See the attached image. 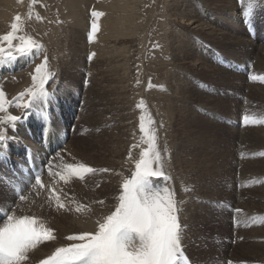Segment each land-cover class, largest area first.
Segmentation results:
<instances>
[{
	"label": "rangeland",
	"instance_id": "374dc122",
	"mask_svg": "<svg viewBox=\"0 0 264 264\" xmlns=\"http://www.w3.org/2000/svg\"><path fill=\"white\" fill-rule=\"evenodd\" d=\"M104 1L111 0H15L7 9L12 16L0 17V35L19 14L21 34L43 45L0 65L7 99L32 85L31 74L45 56L54 73L42 115L33 110L25 117L16 102L6 105L7 114L22 119L14 131L9 124L2 129L15 139L0 159V225L7 212L40 217L54 229L56 240L38 245L29 264L73 243L69 235L94 232L97 221L115 209L123 179L147 147L139 127L144 115L153 121L171 177L155 184L174 192L190 264H264V123L243 119L264 117V81L250 79L264 76V0H254L248 23L243 12L249 0H139L134 34L108 38L101 54L97 35L103 27L92 13L104 14ZM120 28L127 30L124 20ZM64 101L70 112L61 109ZM46 138L51 148L60 141L51 155L42 150ZM27 149L36 151L44 187L35 185ZM9 160L11 168L20 162L17 172L8 171ZM66 163L109 171L67 183L50 175L49 168L60 172ZM20 176L39 188L32 198L12 190ZM52 188L65 208L56 205ZM78 205L87 207L77 212Z\"/></svg>",
	"mask_w": 264,
	"mask_h": 264
},
{
	"label": "snow or ice",
	"instance_id": "6c2138e0",
	"mask_svg": "<svg viewBox=\"0 0 264 264\" xmlns=\"http://www.w3.org/2000/svg\"><path fill=\"white\" fill-rule=\"evenodd\" d=\"M253 6L254 0H249L243 12L246 23L250 22ZM92 15L100 17L103 13L94 11ZM21 21L22 17L17 14L10 24V31L0 35V65L27 56L34 49L43 48L31 35L21 34ZM92 29L93 33L97 30L95 20ZM53 77L54 73L50 71L48 58L45 56L31 74L32 85L13 100H8L0 89V113H6L0 116V159L3 158L7 142L15 139L7 136L6 130H2L3 125L9 124L14 131L17 122L22 119L21 116L7 114L6 105L11 107L16 102V107L25 110V117L33 110L42 115L41 105L47 104L51 95L46 85ZM250 79L264 81V76L251 75ZM142 103L137 107H141ZM139 119V127L146 138L147 147L143 148L139 159L135 161L132 175L123 179L115 209L97 221L94 232L67 236L66 239L73 243L56 247L39 264H190L182 247V228L174 192L171 187L161 188L155 184L161 178L167 181L171 177L164 172V159L156 144V134L151 129L153 121L151 118L146 121L144 115ZM243 119L245 123H264V117L245 115ZM97 171L109 170H98L85 163H66L56 173L49 168L50 175L59 176L65 183L72 178L84 179L87 174ZM35 185L45 186L39 174L35 175ZM51 196L59 208L66 207L55 188L51 189ZM19 198L21 201L26 199L23 195ZM86 207L78 205L75 210L81 212ZM3 215L5 222L0 225V264H27L30 253L38 245L57 238L54 229L47 226L40 217L17 216L7 212Z\"/></svg>",
	"mask_w": 264,
	"mask_h": 264
},
{
	"label": "bare ground",
	"instance_id": "6f19581e",
	"mask_svg": "<svg viewBox=\"0 0 264 264\" xmlns=\"http://www.w3.org/2000/svg\"><path fill=\"white\" fill-rule=\"evenodd\" d=\"M65 1L66 2H68V1L70 2L71 1L72 3L75 2V0H65ZM138 1L139 0H113V1L111 0L110 3H108V2L106 3L104 1V3L100 4L102 10L104 11V14L101 17H99V20H98V22L100 21V27L101 28L103 27V29L102 30L100 29V32L97 35L99 40L103 42V43L101 42V45L99 47H97V50H98L99 53L100 52H101V54L106 53V49L109 46V44L107 43V41L109 40L108 38L120 37L121 35H125L126 36V34H130V35L134 34L135 30H134V28H132V26H134L132 21H133V19L135 17V12H136V7H137L136 3ZM14 3H15V0H11V2L9 0H0V6H1L0 17H6L7 19L9 17H11L13 12H11L10 10H7V9L10 6H13ZM75 11H74L73 15H76L78 17V11L77 12H75ZM125 19H126V21H125ZM183 19H185V18H183ZM123 20H124L125 28H127V30L120 28L121 23H122ZM188 20H191V19H188ZM189 23L190 22H188L187 24H189ZM119 48H120V50H119L120 52L122 50H124V52H125V48H126L125 46L119 47ZM119 66L123 67V62H121L119 64ZM63 103H65V105L62 104L61 105V109L65 110V112H70L66 108V104H69V102L64 101ZM65 140H66V138H65ZM62 142H63V140H62ZM40 143L44 144V145H41L42 146V150H44L45 153H47L49 155H51L54 152L53 150H55L56 148L59 149V147L61 146L60 145V141H59L58 145H56V146L51 148L50 138H46L45 140H42V142H40ZM46 145H48V147H46ZM28 147H30V146L27 145V146L24 147V149L28 148ZM26 152H27L26 156H25L26 164L29 162L30 159H34V161H35V153H36V151L35 150H31L30 151V150L27 149ZM11 162H13V164H14V161L11 160ZM16 163L17 164H15L16 165L15 168H11L12 164L10 163V160H9L10 169L8 171H10L11 173L17 172L18 169H19L18 166H19L20 162H16ZM28 169H29V167H28ZM31 174L33 175V177H35V175H37V174L41 175L42 174L41 167H39V165L36 164V172L34 174L31 171ZM28 182L31 183L32 179L31 178H27V177L25 179H23V176H20V177H18L15 180L14 187H13L12 190H14V188H15V189H17V191L14 190L16 194L20 195L21 192L22 193L24 192V193L28 194V197L32 198V193L36 192L39 188H35L36 186L32 187V184H28ZM71 220H73V219H71ZM74 225L76 227L78 226L77 224H74ZM33 253H35V255H33L32 258H36L37 257L36 256L37 255V250H34ZM46 257H44V258H46ZM31 260L32 259H29L27 264H29L31 262ZM39 261L40 260L34 261V262H32V264L35 263V262L38 263Z\"/></svg>",
	"mask_w": 264,
	"mask_h": 264
}]
</instances>
